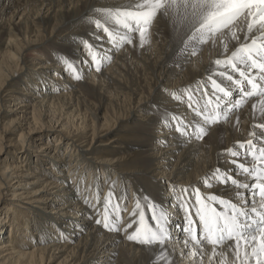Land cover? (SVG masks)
<instances>
[{
  "label": "bare ground",
  "instance_id": "bare-ground-1",
  "mask_svg": "<svg viewBox=\"0 0 264 264\" xmlns=\"http://www.w3.org/2000/svg\"><path fill=\"white\" fill-rule=\"evenodd\" d=\"M131 3L0 0V264H153L154 255L163 264L153 249L127 240L135 225L123 231L138 220L131 215L138 200L151 223L141 197L169 216L173 264H195L183 255L186 214L173 189L227 196L223 186L201 181L218 168L235 177L225 162L232 158L222 154L250 137L258 101L211 127L203 140L185 142L166 127L167 118L179 116L190 133L200 126L186 90H194L199 107L197 88L209 78L220 38L192 55L194 29L168 12L155 18L145 47L138 35L134 45L113 46L92 21L104 22L101 10ZM85 43L112 62L96 72ZM228 46L231 53L234 44ZM30 51L44 59H29ZM63 58L75 62L82 80L66 72ZM109 192L127 208L119 233L95 223Z\"/></svg>",
  "mask_w": 264,
  "mask_h": 264
},
{
  "label": "snow or ice",
  "instance_id": "snow-or-ice-1",
  "mask_svg": "<svg viewBox=\"0 0 264 264\" xmlns=\"http://www.w3.org/2000/svg\"><path fill=\"white\" fill-rule=\"evenodd\" d=\"M168 12L179 16L178 23L186 22L194 29L192 55L197 54L196 46L209 41L215 43L218 37L220 48L218 58L209 67L208 80L198 85L199 107L194 90H186L187 106L199 118L200 126L190 133L187 131L189 123L173 115L167 118L166 127L179 132L186 138L185 142H188L187 138L203 140L211 127L229 122L247 102L258 101L253 104V118L259 122L251 126L250 137L222 154L232 158L225 162L236 169L235 177L231 170L218 168L201 181L207 188L223 186L227 196H205L195 188L173 189L179 200L178 207L182 206L186 214V238L181 242L187 251L183 255L195 264H205L206 256L207 264H264V0H179V3L178 0H132L131 4L118 9L101 10L104 22L96 19L92 23L113 46L134 45L138 35V45L143 48L157 15L167 17ZM117 32L120 34L116 35ZM229 41L234 44L231 53ZM83 46L96 72L112 62L111 56L105 58L91 45L85 43ZM61 62L75 80L83 79L75 62L68 58ZM184 94L174 98L180 101ZM236 96L239 99H235ZM239 123L237 119V127ZM113 199V193L109 192L103 200L102 219L95 223L108 232L119 233L121 213L127 209L113 203ZM140 199L149 210L151 223L138 200L131 214L138 216V220L123 229L127 233L135 225L127 240L153 249L163 264H173L166 249L173 239L167 227L166 210L154 205L147 197ZM96 202H100L99 194ZM209 246L211 252L206 253L205 248ZM153 264H157L156 255Z\"/></svg>",
  "mask_w": 264,
  "mask_h": 264
},
{
  "label": "rangeland",
  "instance_id": "rangeland-1",
  "mask_svg": "<svg viewBox=\"0 0 264 264\" xmlns=\"http://www.w3.org/2000/svg\"><path fill=\"white\" fill-rule=\"evenodd\" d=\"M118 33V32H117ZM10 42H9V40H7V44H9ZM27 57L29 58V59H31V60H34V61H38V60H40L41 58L42 59H44V54L43 53H41V52H36V51H30V52H27ZM63 79H61V81H62ZM123 209H125V208H123ZM127 209V208H126ZM127 212V211H126ZM126 212L125 211H122V213H121V215H123V213H125L126 214ZM124 214V215H125ZM123 215V216H124ZM121 225V223L119 224V226Z\"/></svg>",
  "mask_w": 264,
  "mask_h": 264
}]
</instances>
